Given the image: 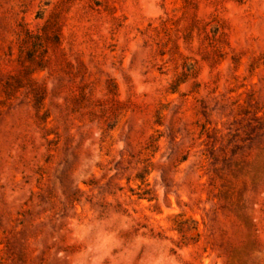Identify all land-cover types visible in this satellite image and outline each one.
<instances>
[{"label": "rangeland", "instance_id": "374dc122", "mask_svg": "<svg viewBox=\"0 0 264 264\" xmlns=\"http://www.w3.org/2000/svg\"><path fill=\"white\" fill-rule=\"evenodd\" d=\"M0 264H264V0H0Z\"/></svg>", "mask_w": 264, "mask_h": 264}]
</instances>
